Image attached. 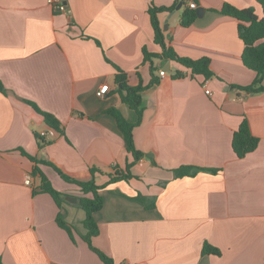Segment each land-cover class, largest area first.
I'll return each mask as SVG.
<instances>
[{
    "label": "crops",
    "instance_id": "1",
    "mask_svg": "<svg viewBox=\"0 0 264 264\" xmlns=\"http://www.w3.org/2000/svg\"><path fill=\"white\" fill-rule=\"evenodd\" d=\"M55 1L66 11L48 0H0V85L7 91H0L2 263L103 264L81 237L85 219L79 222L84 230L72 226L71 236L58 223L60 213L71 216L70 207L60 209L42 191L44 175L65 198L84 196L56 166L103 187L93 245L114 264H263L264 92L234 88L250 86L256 73L243 63L238 21L220 13L230 4L262 16L260 5L188 0L187 7L193 1L204 15L188 27L180 16L168 30L172 11L159 14L168 47L180 57L211 60L214 76L205 79L172 60L145 58L144 50L162 53L151 7L170 8L175 0ZM118 69L133 87L159 79L142 92L134 142L145 156L130 169L134 158L108 113L115 108L128 122L138 120L115 92ZM178 72L182 78H175ZM102 87L108 93L100 97ZM28 102L59 121L55 138H40L51 127ZM245 118L260 143L240 159L232 140ZM184 166L200 170L176 178ZM125 174L132 178L110 183ZM206 242L221 255H203Z\"/></svg>",
    "mask_w": 264,
    "mask_h": 264
},
{
    "label": "trees",
    "instance_id": "2",
    "mask_svg": "<svg viewBox=\"0 0 264 264\" xmlns=\"http://www.w3.org/2000/svg\"><path fill=\"white\" fill-rule=\"evenodd\" d=\"M186 1L188 0H175L174 5L170 8L166 7H151L149 13L151 17L152 26L154 29V41L162 48L160 55H154L147 50H144L145 58L152 60L153 58H162L172 60L188 69H190L193 75L203 76L205 79H211L214 76V72L211 70V60L209 58H203L199 60H193L189 58L180 57L172 47H168L165 42V36L162 26L159 21V14L166 11H175L177 5L183 2V11L180 18V24L184 27L192 25L198 18L196 10L187 7ZM262 10V16H259L254 8L240 9L230 4H225L220 10L221 14L235 18L238 21V36L244 43V52L242 60L244 65L250 70L256 73L254 82L247 87H236L239 91L247 94H260L264 92V0H255ZM182 73L178 72L175 78H182ZM116 90L123 103L128 105L134 110L138 116L136 123L128 122L121 114L117 112L115 108H111L108 113L112 115L118 124L119 130L123 135L126 150L134 158V162L128 165L130 169L135 163L140 161L145 154L139 151L134 142V129L141 124L143 118L142 109V92L146 89L159 84V79L153 78L147 86L133 87L128 82V76L118 69V73L115 77ZM0 91L4 94L6 90L0 85ZM39 114L44 117L45 122L55 130H59V121L50 113L42 111L36 104L28 102ZM260 140L252 134L250 123L245 118L239 129L234 133L232 140V148L235 155L242 159L248 154L253 153L259 146ZM53 166V165H51ZM58 172L60 177L66 182L76 185L83 193V197L79 198L78 206L84 210L86 217L83 221V225L87 230L85 235H81L82 239L88 244L89 248L98 255L103 264H114V260L100 251L93 245V238L99 234V228L94 219V214L103 208V199L100 194L102 186H98L95 179L88 182L75 180L64 172H62L56 166H53ZM200 169L195 167H181L174 171L176 178H183L187 176H193L198 173ZM216 172V171H215ZM95 171H92L94 174ZM94 176V175H93ZM132 175H116L112 176L110 183H115L121 180H129ZM43 187L42 191L51 194L57 201L60 209H62L63 203H65V196L55 190L48 179L42 175ZM58 223L61 227L68 230L70 235L73 236V227L70 226L64 220V214L60 213L58 216ZM203 255H221V251L218 248L213 247L209 243H205L202 249ZM0 264H3L0 260ZM264 264V263H263Z\"/></svg>",
    "mask_w": 264,
    "mask_h": 264
},
{
    "label": "built area",
    "instance_id": "3",
    "mask_svg": "<svg viewBox=\"0 0 264 264\" xmlns=\"http://www.w3.org/2000/svg\"><path fill=\"white\" fill-rule=\"evenodd\" d=\"M49 4H54L56 6V10L60 11V12H65L66 11V6L64 5V3L62 1H58L56 2L55 0H48ZM189 7L191 9H196L197 5L195 2L191 1L189 3ZM161 75L164 77L166 75L165 71L161 72ZM204 87H208V82L204 83ZM108 93V89L106 87H102L99 91H98V96L103 97L105 94ZM206 94L211 95V92L209 89H206ZM58 132L57 130H55L54 128H49L46 131H42L39 133L40 138L42 139H47L50 140L52 138H55L57 136ZM26 185L31 186L32 184V176H28L27 180H26ZM130 264V263H127Z\"/></svg>",
    "mask_w": 264,
    "mask_h": 264
},
{
    "label": "rangeland",
    "instance_id": "4",
    "mask_svg": "<svg viewBox=\"0 0 264 264\" xmlns=\"http://www.w3.org/2000/svg\"><path fill=\"white\" fill-rule=\"evenodd\" d=\"M257 6L258 5H256V7ZM67 197H72V198L79 199V198L82 197V194L81 195H73V196L67 195ZM65 207H70L71 216H68L67 214L64 215V220L70 226H73L77 232H80V231L84 230V227H83L82 223H79L81 220L85 219L84 210H82L78 206V204H73V203L67 201L66 198H65Z\"/></svg>",
    "mask_w": 264,
    "mask_h": 264
},
{
    "label": "water",
    "instance_id": "5",
    "mask_svg": "<svg viewBox=\"0 0 264 264\" xmlns=\"http://www.w3.org/2000/svg\"><path fill=\"white\" fill-rule=\"evenodd\" d=\"M182 6H183V2H180V3L177 5L175 11L172 12V13L169 15V17H168V21L166 22V24H165V26H164V29H165V30H168L169 27L174 26V25L176 24V22L178 21V19H179L180 16H181V15H180V10H181ZM204 13H205V9H203V8H197V9H196V14H197V16H198L199 18H201V17L204 15ZM169 70H170V69H169ZM66 200L69 201V202H71V203H75V204L78 203V199H76V198L66 197Z\"/></svg>",
    "mask_w": 264,
    "mask_h": 264
}]
</instances>
